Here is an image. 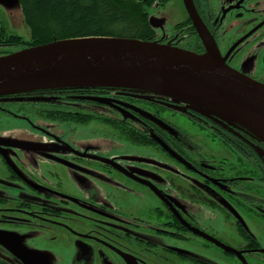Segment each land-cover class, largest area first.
<instances>
[{"label":"flooded vegetation","instance_id":"af4514ba","mask_svg":"<svg viewBox=\"0 0 264 264\" xmlns=\"http://www.w3.org/2000/svg\"><path fill=\"white\" fill-rule=\"evenodd\" d=\"M192 4L224 65L264 86V0ZM154 31L156 43L206 52L188 15L169 36ZM11 53L0 39V56ZM102 89L0 98V118L98 122L145 149L119 168L72 148L82 145L69 133L40 153L0 141V264L24 249L34 264H264V136L184 100Z\"/></svg>","mask_w":264,"mask_h":264},{"label":"water","instance_id":"95a60500","mask_svg":"<svg viewBox=\"0 0 264 264\" xmlns=\"http://www.w3.org/2000/svg\"><path fill=\"white\" fill-rule=\"evenodd\" d=\"M182 4L205 47L203 55L138 39L60 40L0 56V97L73 88L129 89L217 110L264 136V86L224 65L192 0ZM24 262L34 264L27 257Z\"/></svg>","mask_w":264,"mask_h":264},{"label":"rangeland","instance_id":"374dc122","mask_svg":"<svg viewBox=\"0 0 264 264\" xmlns=\"http://www.w3.org/2000/svg\"><path fill=\"white\" fill-rule=\"evenodd\" d=\"M148 16L150 24L155 28L157 34L165 33L166 36L173 33L174 28L180 22L187 19V15L184 12L183 4L181 0H171L168 1L164 6H152L148 7ZM28 28L22 21V12L20 11V5L18 0H0V35L11 37L19 36L23 40L27 41L29 39ZM34 125V126H33ZM75 129V130H72ZM68 133L72 136V142L80 141V144L73 143L72 148L77 149L82 152L92 153L96 156H101L102 158L109 159L112 158L117 163V166H124V163L119 161L120 158L128 160V158L133 157L134 154L143 153V148H136L129 145L122 138H117L111 128H107L100 123H90L84 127L75 126L72 123L69 124H58L47 126L45 123L34 120L31 123L25 120H19L12 117L0 118V141H3L8 145L10 153H16L15 150L21 151L24 149H30V152L34 151L40 153L41 149L52 145L54 139L56 140V145L59 147V138L62 140L68 137ZM55 134V137H54ZM51 135V138L49 137ZM54 137V138H52ZM115 137V138H114ZM49 153H53L51 150ZM86 154V153H85ZM95 162L91 158H87L86 162ZM59 169H50L51 172L57 173ZM93 191L99 192L101 186H97L96 183L92 182ZM7 232L0 231V236L4 237ZM28 253L31 259L34 255L31 249H24ZM37 255V251L34 250ZM60 249L57 247L53 252H49L47 256L52 260L55 255L59 253ZM12 255L13 264H22L20 257L25 256V252L19 253L18 251L8 250ZM26 257V256H25ZM36 259V258H35ZM25 261V260H24ZM38 261V259H37ZM39 264L41 263L38 261ZM24 264V262H23ZM26 264V262H25ZM50 264H60L59 261L55 260Z\"/></svg>","mask_w":264,"mask_h":264},{"label":"trees","instance_id":"16d2710c","mask_svg":"<svg viewBox=\"0 0 264 264\" xmlns=\"http://www.w3.org/2000/svg\"><path fill=\"white\" fill-rule=\"evenodd\" d=\"M153 0H18L22 21L28 28L29 39L19 36H1L5 45L10 44L13 53L28 47L49 44L60 40L83 37H108L154 41V28L148 16ZM170 0H159L165 5ZM101 91L102 88H84ZM62 89L30 92L16 96H35ZM10 96V95H8ZM4 96V97H8ZM17 97V98H19ZM2 98V97H0ZM15 98V99H17ZM18 100V99H17ZM83 120H80L82 122ZM135 136V135H134Z\"/></svg>","mask_w":264,"mask_h":264}]
</instances>
